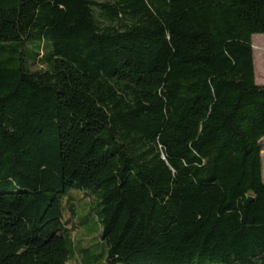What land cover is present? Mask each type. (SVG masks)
Returning <instances> with one entry per match:
<instances>
[{"label":"trees","instance_id":"1","mask_svg":"<svg viewBox=\"0 0 264 264\" xmlns=\"http://www.w3.org/2000/svg\"><path fill=\"white\" fill-rule=\"evenodd\" d=\"M254 35L264 0H0V264H92L72 191L105 264H264Z\"/></svg>","mask_w":264,"mask_h":264},{"label":"rangeland","instance_id":"2","mask_svg":"<svg viewBox=\"0 0 264 264\" xmlns=\"http://www.w3.org/2000/svg\"><path fill=\"white\" fill-rule=\"evenodd\" d=\"M253 48L255 59L256 82L264 86V35L253 36ZM45 69L40 63L31 64L33 72ZM262 162L264 177V142H263ZM74 196L80 198L79 201L64 202V220L70 227L74 228V244L77 255L80 259L85 256L92 264H105V251L100 240V226L97 218V204L93 202V196L85 197L83 192L72 191ZM92 200V201H91ZM73 204V205H72ZM74 207L75 214L71 211ZM77 257V256H76ZM68 264H81L78 258ZM212 264V263H202Z\"/></svg>","mask_w":264,"mask_h":264}]
</instances>
